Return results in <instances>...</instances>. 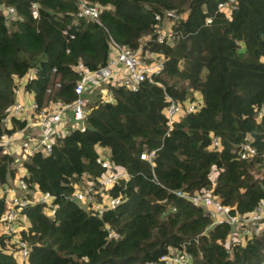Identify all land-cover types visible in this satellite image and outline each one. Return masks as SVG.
<instances>
[{
	"label": "trees",
	"instance_id": "1",
	"mask_svg": "<svg viewBox=\"0 0 264 264\" xmlns=\"http://www.w3.org/2000/svg\"><path fill=\"white\" fill-rule=\"evenodd\" d=\"M87 1L101 7L98 22L79 15L78 0H38L37 18L31 0H0L15 9L6 17L0 6V134L18 78L37 70L25 89L39 105L71 101L76 66H103L112 41L141 48L147 61L149 54L161 57L163 69L154 78L160 85L145 80L137 90L109 86L112 102L100 101V94L87 102L85 131L58 137L50 154L36 153L24 163L29 188L54 195L58 209L50 217L41 204L25 206L20 214L28 225L22 221L20 236L28 256L20 263L0 235V264H160L170 251L190 254L189 264H262L264 224L230 241V224H213L203 206L173 191L211 188L241 216L264 198V113L258 116L264 106V0H236L230 18L217 9L228 0ZM169 10L184 17L171 20ZM157 24H167L170 41L157 42ZM56 74L61 86L47 93ZM198 95L200 108L169 128L167 96L186 103ZM23 125L13 121L10 132ZM244 142L256 155L239 157ZM102 149L129 179L108 190L123 193L120 204L97 216L67 195L84 174L97 181ZM152 150L150 165L140 154ZM213 169L218 174L212 178ZM14 176L13 158L0 155V184ZM105 224L120 238L109 239Z\"/></svg>",
	"mask_w": 264,
	"mask_h": 264
},
{
	"label": "built area",
	"instance_id": "2",
	"mask_svg": "<svg viewBox=\"0 0 264 264\" xmlns=\"http://www.w3.org/2000/svg\"><path fill=\"white\" fill-rule=\"evenodd\" d=\"M1 6V5H0ZM4 14L12 16L15 14L14 7H4ZM236 0L219 2L217 9L231 17L236 9ZM79 15L85 16L98 22L101 7L91 4L87 0H78ZM30 13L32 18H37L38 0H31ZM169 19L174 20L184 15L177 14L174 10L166 12ZM211 23V19L206 20V24ZM173 34L163 24H157L154 28V37L159 43L170 41ZM112 51L106 63L96 70L76 66L78 79L73 86L74 98L71 101L63 99L49 100L39 105L33 98V94L25 89V84L34 80L37 75L36 69H30L24 76L15 82V101L9 112L1 120L2 133L0 134V155H7L13 158L15 168L18 172L8 184H0V199L3 200V209L0 212V225L4 235L6 251L12 252L17 260L24 262L28 256L29 245L20 236L21 229L25 227L22 221L25 217L20 214L21 210L31 204H41L44 211L50 217L56 214L58 203L55 196L49 192H42L38 189L29 188L26 183L24 163L36 153L44 155L50 154L58 137L70 134L73 130L85 131V117L88 113L86 97L93 92L100 94V101L112 102L113 96L108 89L109 86H124L137 90L140 83L148 80L159 84L154 78L162 71V59L147 61L141 53V48L133 50L124 45L111 42ZM148 59V56H145ZM56 73L55 69H52ZM61 86L60 76L56 74L51 84L46 88V92L57 90ZM97 92V94H96ZM25 98H29L27 101ZM200 97H196L186 103L174 100L167 96L168 104L164 110L167 124L170 128L174 121L179 120L187 113L195 112L201 106ZM264 113V106L258 111V116ZM23 123V127L12 129V122ZM219 141L216 137L212 139V147H217ZM256 155V149L249 142L241 144L239 157L247 158ZM155 151L140 154V159L147 160L153 165ZM96 163L103 169L101 175L94 179L86 176V181H78L75 189L67 195V199L83 204L88 211L97 216H102L106 211L116 208L123 199V193L109 194L108 190L122 180L129 179V174L125 169L118 166L102 151L96 158ZM83 176V175H82ZM176 196L182 197L194 204L203 206L213 224L227 222L233 229H241L242 234L248 233L251 228L264 224V198L247 215H235L231 213V207L224 205L212 193L211 188L203 189L199 192L189 194L182 190H174ZM26 220V219H25ZM24 222V221H23ZM104 230L109 239L120 238V233L109 224L104 225ZM190 254L170 251L160 257V264H189ZM264 264V262L262 263Z\"/></svg>",
	"mask_w": 264,
	"mask_h": 264
},
{
	"label": "rangeland",
	"instance_id": "3",
	"mask_svg": "<svg viewBox=\"0 0 264 264\" xmlns=\"http://www.w3.org/2000/svg\"><path fill=\"white\" fill-rule=\"evenodd\" d=\"M164 23H168L167 21H165ZM167 26V24H166ZM153 58L150 56H148V60H152ZM97 94V92H96ZM199 99V102L201 103L202 102V98H198ZM86 100L87 102H94L95 100V95H94V92L90 95V96H87L86 97ZM107 152V149H102V153L105 154ZM16 172H18V168H15V175H16ZM218 174V170L217 169H213L212 173H211V177H215L216 175ZM13 180V179H12ZM81 181H86V175L84 174L82 176V179ZM2 226L0 225V231H2ZM242 233V230L241 229H237V228H234L232 231H231V234H230V241H237V240H240L242 238H240V235Z\"/></svg>",
	"mask_w": 264,
	"mask_h": 264
},
{
	"label": "crops",
	"instance_id": "4",
	"mask_svg": "<svg viewBox=\"0 0 264 264\" xmlns=\"http://www.w3.org/2000/svg\"><path fill=\"white\" fill-rule=\"evenodd\" d=\"M198 97H201V96L198 95ZM28 99H29V98H25L26 101H27ZM23 221L25 222V224H26V226H27V225H28V222H27L25 219H24Z\"/></svg>",
	"mask_w": 264,
	"mask_h": 264
}]
</instances>
